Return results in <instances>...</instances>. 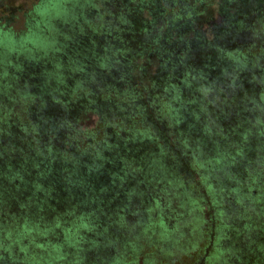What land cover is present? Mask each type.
<instances>
[{
  "label": "rangeland",
  "instance_id": "1",
  "mask_svg": "<svg viewBox=\"0 0 264 264\" xmlns=\"http://www.w3.org/2000/svg\"><path fill=\"white\" fill-rule=\"evenodd\" d=\"M41 1L0 0V264H264V99L245 116L237 98L264 87V0H190L199 20L182 16L179 29L173 0L148 7L155 16L139 10L152 34L128 52L114 38L129 13L108 3L91 11L90 0H43L35 9ZM245 8L256 10L258 24L228 47L233 60L211 70L210 55L194 71L204 80H174L180 122L171 130L162 125L163 133H178L177 145L156 128H118L122 115L90 94V79L112 75L123 54L132 59L131 77L149 87L160 51L144 45L163 44L161 35L173 32L168 48L176 54L182 32L187 45L203 33L208 41L217 32L228 39ZM249 36L258 42L242 50L245 59L236 48ZM201 57L185 53L188 64ZM174 68L166 63L162 73L186 70ZM220 93L213 113L208 98ZM67 97L79 100L75 111L55 104ZM32 98L50 102L35 116ZM225 98L231 112L217 109ZM96 129L105 141L97 150Z\"/></svg>",
  "mask_w": 264,
  "mask_h": 264
},
{
  "label": "trees",
  "instance_id": "2",
  "mask_svg": "<svg viewBox=\"0 0 264 264\" xmlns=\"http://www.w3.org/2000/svg\"><path fill=\"white\" fill-rule=\"evenodd\" d=\"M42 1L39 5L35 6L34 8L37 9V7L43 5ZM95 1H98V2H95ZM132 1H130V0H90V1H88L90 8H91V11L93 9L98 10L99 8H104L103 4H105L106 8H107V3H108V8L112 5L115 9L118 10L117 13H129L130 14V16L132 17V20L130 22H128L126 20L123 21L121 23V25H122L121 29L115 27L116 29L121 30L123 33L121 32L119 34V36H116L114 38V42H116V44H118V43L121 44V42H122V44H125V45L128 44L127 52L134 50L133 47L137 42L142 43V41H143L146 43V41H147L146 39L148 38V36L150 34H152V33L148 32L147 23L144 24V22L142 21V15L141 16L139 15L140 14L139 10L146 9V10L150 11V15L155 16L156 13H154L153 10H149L148 7H150V6L158 7V5L161 6L170 0H150L149 3H146L145 0H139V1L132 0ZM189 1L190 0H173V2H174L173 4L177 7V9L179 11L178 21H176V22L173 21L174 26L178 27V29L183 28V26H181L182 24L180 23V18H182V16H184L188 20H199L200 13L194 12L195 7L192 5H189V3H190ZM197 1H201V3H202L204 0H197ZM225 2H227V1L225 0ZM227 4H228V2H227ZM258 10H260V13H258L259 15H262V13H264V7L260 6L258 8ZM255 14L257 15L256 10L253 11V10L248 9V8L240 9V10L238 9V12L236 14L237 16L235 18V23H234L236 26L235 27L232 26V28H230L229 31L232 32V35H230L231 37H229L228 39L223 38L224 36L219 35L217 32L214 40L208 41L206 39L204 40V33H203L202 35L199 34L196 37L195 43L193 42V43L187 45L182 41L183 40V36H182L183 32H182L181 36H179V39L181 40L179 44H183L184 46L178 45V47H177V45H176V48L179 49V52H177V50H176V54H175L174 50L172 49L173 45H171V48H168L170 39H172L173 32H172V34H171V32L166 33L165 34L166 36L161 35V37L163 38V44L159 40L157 42L158 45H156V46L150 45L149 43L147 46L144 45L145 50H152L153 47H156L160 51V53L158 54V56L160 58V63H161L160 71H159L158 75H155V76H153L152 79H150L151 81H150L149 87L148 86H142V81H143L142 78L134 77V76L131 77L132 71H130L129 67L132 66V59L130 58V56L126 57V55L123 54L122 59H119L117 61V64L119 66L111 67L113 70L112 75L108 76L105 79H103V78H99V79L91 78L90 81L88 82V84H86L87 88L91 89L90 94L94 95L93 97L97 98L98 102H100L102 104V107H105V108L109 107L111 109V111L116 110L117 114L120 113L123 118H128V119L124 120L122 117H119V119H117V121H114V123L116 122L117 125L119 126L118 128L121 127L124 129V131H127V130L128 131L129 130L130 131L131 130L136 131V130L140 129L139 126H142L145 128L144 130H147V132L149 134L153 129L156 128L158 134L160 136H162L163 141L167 142V144L174 143L177 145L179 143L178 140L181 139L178 137L179 136L178 133H176L174 130L172 132H169V134H167L166 132L163 133V129L165 127L164 126L165 124L171 130L175 126H177L178 122H180L178 120V118H176L174 116L175 112H176V108L173 104L176 103L177 101H183V100H182L181 95L179 96L180 89H175L174 80L180 79L181 81H183L185 79H188V81H189V76H191V79L193 78L194 80H195V78H201L204 80L205 76H203L199 72H194V71L196 70V68H199L201 65H204L203 61L207 60L208 62H210V59H209L210 55L216 56V61L212 64L211 70H214L215 68H217V65L222 62V59L226 60V58L228 56H229V59L233 60V53L228 49V47H231L232 43L237 44V42H236L237 37H240L241 34H242V37H243V35L245 36V34L248 35L250 30H253V29H251L252 26L258 24L254 20ZM161 16H162V14H161ZM156 18L157 19L160 18V20H162L163 17L162 18L158 17V13H157ZM116 21H118V20L116 19ZM263 21H264V19H263ZM128 23L131 25L129 26ZM241 25H244V28H245L244 30L239 27ZM248 25H249V27H247ZM259 25H260L261 30H263V32H264V28H263L264 24H262V25L259 24ZM103 26H104V24H103ZM144 26H146V27H144ZM168 27L170 28V26H168ZM167 35H170V36H167ZM28 37H30V35H28ZM258 37H259L258 41L262 45V47L259 46V56H264V33L260 34ZM223 39L227 40V43H223ZM234 39H235V41H234ZM248 39H249V41L246 40L245 42H243V44L241 45L242 46L241 49H239V47L236 48L238 51V54H242L240 56L244 57L245 59H247V58L243 55L242 50L244 48H246V46H249L248 49L246 48L244 50L245 52L247 51V54H248V52H250L249 51L250 48L255 46L254 44L258 42L254 38H252L251 36H249ZM80 40H78L76 42V44H79ZM190 46H192V48H190ZM142 47H143V45H142ZM187 50L191 53H196V55H198L200 53L202 55V57L199 58L198 60H195V62L192 61L190 64H188V62L185 61V53ZM172 55H175V56L172 57ZM131 56H133V55L131 54ZM222 56H224V57H222ZM237 60L239 61V59H236L234 61L237 62ZM166 63H170L171 65H174L175 66L174 71H179V69H181L182 67L185 68L186 70H187V68L189 69L191 67V71H192V73L193 72L194 73L192 75L186 73L185 76L183 74H185L186 70H184L183 72L181 71L180 74H179V72H177L175 75L174 74L170 75L167 72L162 73V71H164L163 69L165 68ZM121 67H126V71L122 70ZM204 68H206V65L204 66ZM124 87H128V89H126L124 91L117 90V89H123ZM158 89H159V91H158ZM196 89L199 90L202 94L201 88H196ZM221 95H224V93H220V95L218 94V96L215 95L217 97V100H214L216 98L214 95L212 96L211 100H210V98H208L207 106L211 109V112L213 111V109L216 108L215 107L217 105L216 103L219 102L218 100L220 99ZM241 95L242 96H240V97H239V95H237L238 102L241 101L240 104H241V107H243L240 112H242L246 116V113L249 112L250 109L253 107L252 103L255 102V99H259V96L261 97L262 100L264 99V87L263 88L260 87L259 89L254 88V90H252V91L250 88L248 93H241ZM202 99L205 100L204 97ZM78 101L73 100V98H71V97H67L64 100L60 99L59 101H56L55 104H59L60 108L63 111L70 112V111L76 110L75 107L77 106ZM197 101H199V100H197V98H196V102ZM49 102H50V100L44 101V103H41V101L37 102V101H35V98H32V102L30 104H28L29 106L32 107V108L30 107L32 109L30 114H35V116H36L38 113H40L42 111L44 106H46V104ZM221 102L222 103H220L217 106V109L218 110L226 109V110L231 112L232 107H234V105H233L234 103L231 104L228 99L226 100V98ZM22 108L23 109L20 110L22 113L29 112L30 108L29 109L27 107L26 108L22 107ZM25 109H26V111H25ZM213 113H215V111H213ZM222 115H225V114L223 113ZM118 116H120V115H118ZM245 116H243V117H245ZM221 118H223V117H221ZM175 119H176V121H175ZM163 123H165V124L162 125ZM260 124H261V126H259V128L263 129L264 128V121L260 122ZM105 126H108V125L105 124L103 126V124H102V126H100V128H102V127L105 128ZM25 129L26 128H24L23 130H25ZM99 131L100 130L96 129L95 133L99 134ZM104 133H105V131H104ZM98 134L95 136L97 138L94 139V141L97 139L94 142L95 143V145H94L95 150H97V147L100 148V145L102 146V144L105 143L104 139H102L103 137L102 138L99 137L100 134H99V136H98ZM111 137H112V135L110 136V138ZM173 137L175 139L176 138L177 139L172 141L171 138H173ZM222 137L224 138V136H222ZM177 149H178L177 150L178 152L181 151L180 153L182 154L183 157H184V155L186 156V153L183 149H180V151H179V148H177ZM64 159L68 160L69 157H65ZM261 165H264V164H261ZM193 166H194V162H192L191 167H193ZM247 188H248V190H250L249 186ZM210 232H211V230L208 229L207 234H211ZM208 240H210V237L208 238Z\"/></svg>",
  "mask_w": 264,
  "mask_h": 264
},
{
  "label": "water",
  "instance_id": "3",
  "mask_svg": "<svg viewBox=\"0 0 264 264\" xmlns=\"http://www.w3.org/2000/svg\"><path fill=\"white\" fill-rule=\"evenodd\" d=\"M220 19H222V18L220 17ZM217 23H219V21H217ZM211 24H213V22H211Z\"/></svg>",
  "mask_w": 264,
  "mask_h": 264
}]
</instances>
